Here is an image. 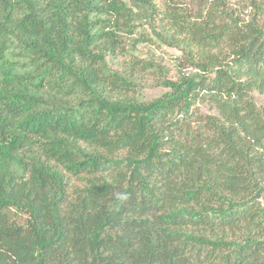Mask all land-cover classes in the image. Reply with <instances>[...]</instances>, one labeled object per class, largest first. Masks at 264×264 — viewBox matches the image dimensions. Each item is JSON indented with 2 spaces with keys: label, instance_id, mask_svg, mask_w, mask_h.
Wrapping results in <instances>:
<instances>
[{
  "label": "trees",
  "instance_id": "trees-1",
  "mask_svg": "<svg viewBox=\"0 0 264 264\" xmlns=\"http://www.w3.org/2000/svg\"><path fill=\"white\" fill-rule=\"evenodd\" d=\"M256 92L264 0H0V264H264Z\"/></svg>",
  "mask_w": 264,
  "mask_h": 264
},
{
  "label": "rangeland",
  "instance_id": "rangeland-1",
  "mask_svg": "<svg viewBox=\"0 0 264 264\" xmlns=\"http://www.w3.org/2000/svg\"><path fill=\"white\" fill-rule=\"evenodd\" d=\"M144 30L141 29L140 33H143ZM155 49L157 53L156 57L163 58V59L158 58L159 59L158 61H161V62L163 61L164 68H166V71H169L170 74H172L173 72L172 69H174L176 57L180 55V52H178L176 49H169V48H162V49L155 48ZM149 51H151L149 46H144L143 48H137V50L134 53L140 58L148 59L150 58ZM156 83H157L156 79L151 78V80L145 84L144 90L141 92V94L143 95V96L141 95V97H143L144 100H150L154 97L159 96L161 93H163V91H165V89L154 88V85H156ZM254 95H255L257 104L262 109H264V95H261L258 92L254 93ZM202 111L207 113L209 111L208 105L202 106Z\"/></svg>",
  "mask_w": 264,
  "mask_h": 264
}]
</instances>
